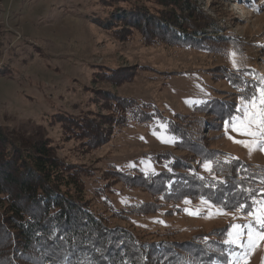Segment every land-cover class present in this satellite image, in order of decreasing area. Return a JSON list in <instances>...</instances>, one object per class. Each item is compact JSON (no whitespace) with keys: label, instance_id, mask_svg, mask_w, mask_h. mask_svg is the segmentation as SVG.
Instances as JSON below:
<instances>
[{"label":"rangeland","instance_id":"obj_1","mask_svg":"<svg viewBox=\"0 0 264 264\" xmlns=\"http://www.w3.org/2000/svg\"><path fill=\"white\" fill-rule=\"evenodd\" d=\"M260 88L264 0H0V137L49 146L150 264H237L225 241L264 207V148L230 120ZM238 264H264V240Z\"/></svg>","mask_w":264,"mask_h":264},{"label":"trees","instance_id":"obj_2","mask_svg":"<svg viewBox=\"0 0 264 264\" xmlns=\"http://www.w3.org/2000/svg\"><path fill=\"white\" fill-rule=\"evenodd\" d=\"M134 10H118L115 25L135 27L129 24ZM68 168L49 146L24 153L0 137V264H150V244L103 224L85 205L83 182ZM201 185L192 193L208 199Z\"/></svg>","mask_w":264,"mask_h":264},{"label":"snow or ice","instance_id":"obj_3","mask_svg":"<svg viewBox=\"0 0 264 264\" xmlns=\"http://www.w3.org/2000/svg\"><path fill=\"white\" fill-rule=\"evenodd\" d=\"M230 57L232 59L233 67L239 71L236 53L231 52ZM230 123L233 130L237 133L252 137L253 140L250 142L236 141L250 151L253 147L264 148V88L259 90V108L257 110V97L253 95L251 99H248L243 108V115L238 117H232ZM203 167L207 171H212V164L210 161H205ZM188 201H186L187 203ZM207 203V201H202ZM246 207L245 204H239L237 206L238 211H243ZM190 214L196 215L197 212H191ZM248 215L255 216V224L234 225V232H229V239L225 241L228 244L235 245L242 249L240 257L237 258V264L241 257L247 255L249 249L253 248L257 239L264 240V207H261L259 214L249 212ZM246 227V231H244Z\"/></svg>","mask_w":264,"mask_h":264}]
</instances>
